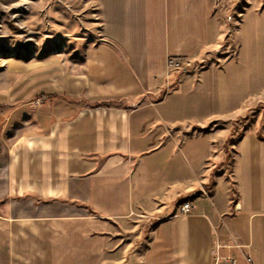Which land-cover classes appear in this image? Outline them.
<instances>
[{
    "label": "crops",
    "instance_id": "obj_1",
    "mask_svg": "<svg viewBox=\"0 0 264 264\" xmlns=\"http://www.w3.org/2000/svg\"><path fill=\"white\" fill-rule=\"evenodd\" d=\"M90 1L84 69L32 63L0 95V263L264 264V132L236 144V197L209 185L206 127L245 101L244 65L168 68L220 44L216 0Z\"/></svg>",
    "mask_w": 264,
    "mask_h": 264
},
{
    "label": "rangeland",
    "instance_id": "obj_2",
    "mask_svg": "<svg viewBox=\"0 0 264 264\" xmlns=\"http://www.w3.org/2000/svg\"><path fill=\"white\" fill-rule=\"evenodd\" d=\"M213 7L223 27L220 44L202 57L181 59L182 68L173 72L244 65L245 101L236 113L206 127L224 135L214 141L209 185L221 172L223 187H230L236 197V144L249 131L264 132V0H216ZM96 11L90 0H0V95L11 97L16 75L29 77L32 63H55L66 72H81L101 30Z\"/></svg>",
    "mask_w": 264,
    "mask_h": 264
},
{
    "label": "built area",
    "instance_id": "obj_3",
    "mask_svg": "<svg viewBox=\"0 0 264 264\" xmlns=\"http://www.w3.org/2000/svg\"><path fill=\"white\" fill-rule=\"evenodd\" d=\"M182 58H177V57H172L168 61V68L170 71L181 69L182 67ZM196 206L194 202L191 200H186L181 204V213L186 215L190 214L195 210ZM235 248L241 249L242 246L238 244L237 242L233 245ZM222 246H217V252H216V259L218 263L226 262L228 264H238V260L234 256H227V257H222L219 253V249ZM247 262L249 264H255L254 259L250 255H246Z\"/></svg>",
    "mask_w": 264,
    "mask_h": 264
},
{
    "label": "trees",
    "instance_id": "obj_4",
    "mask_svg": "<svg viewBox=\"0 0 264 264\" xmlns=\"http://www.w3.org/2000/svg\"><path fill=\"white\" fill-rule=\"evenodd\" d=\"M190 198H193V199L196 198V194L191 195Z\"/></svg>",
    "mask_w": 264,
    "mask_h": 264
}]
</instances>
